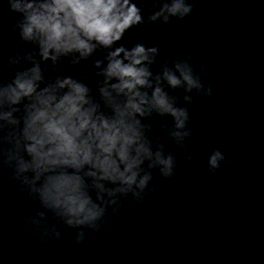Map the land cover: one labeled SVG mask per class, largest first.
<instances>
[{
    "label": "clouds",
    "instance_id": "clouds-1",
    "mask_svg": "<svg viewBox=\"0 0 264 264\" xmlns=\"http://www.w3.org/2000/svg\"><path fill=\"white\" fill-rule=\"evenodd\" d=\"M7 7L12 32L34 50L9 55L10 75L0 79V169L34 203L24 231L56 264L63 246L58 225L83 245L122 214L124 201L130 199L129 219L139 215L134 210L149 192H159L155 172L165 180L175 175L176 157L152 134L153 116L171 118L165 138L194 159L186 146L193 136L189 109L165 85L206 98L213 92L188 59L171 67L165 61L154 75L160 49L123 43L146 23L185 20L191 0H7ZM98 52L103 59H93ZM65 62H90L95 87L88 74H56ZM184 100L191 104V95ZM227 160L214 150L208 170L216 173Z\"/></svg>",
    "mask_w": 264,
    "mask_h": 264
},
{
    "label": "water",
    "instance_id": "water-1",
    "mask_svg": "<svg viewBox=\"0 0 264 264\" xmlns=\"http://www.w3.org/2000/svg\"><path fill=\"white\" fill-rule=\"evenodd\" d=\"M188 60L212 96L165 90L189 109L186 146L194 159L165 138L171 118L153 116L152 134L175 155V175L165 180L155 172L159 192H149L134 210L139 215L129 219L130 199L124 201L122 214L110 212L109 226L83 245L58 225L56 264H264V41ZM217 149L228 160L211 173L207 160ZM33 207L0 169V264H51L23 228Z\"/></svg>",
    "mask_w": 264,
    "mask_h": 264
}]
</instances>
